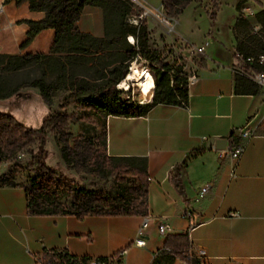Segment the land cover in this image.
Masks as SVG:
<instances>
[{
	"label": "crops",
	"instance_id": "obj_1",
	"mask_svg": "<svg viewBox=\"0 0 264 264\" xmlns=\"http://www.w3.org/2000/svg\"><path fill=\"white\" fill-rule=\"evenodd\" d=\"M255 1L259 7L254 14L264 7V0ZM244 3L252 8L248 4L254 1ZM0 5V53L47 54L54 38L51 28L22 45L29 29L26 21L40 19L43 12L15 0H0ZM217 10L218 6L211 17ZM91 12L98 14L95 25L77 30L102 37L100 11L85 12L84 8V15ZM237 15L234 8L225 37L219 35L223 32L214 19L196 44L204 46V57L184 103H153L133 116L107 114L103 118L92 113L104 124L107 156L146 158L149 223L145 246L132 244L142 216H31L26 211L24 187L18 183L0 186V264H34V257L44 250L100 258L124 248V264H185L163 247L166 236L157 233L160 223L167 226V236L186 235L212 264H264V120L259 121L264 113V89L258 88L255 94L234 91ZM175 19L177 29L178 15ZM177 32L189 41L179 28ZM93 60L92 55L87 65ZM85 77L90 82L96 78ZM246 123L257 125L259 134L244 142L235 175L230 177L229 161L206 144L209 139L224 138L228 145L230 134ZM7 171L6 164H0V177ZM206 183L212 185L210 191L195 202L197 190Z\"/></svg>",
	"mask_w": 264,
	"mask_h": 264
},
{
	"label": "trees",
	"instance_id": "obj_2",
	"mask_svg": "<svg viewBox=\"0 0 264 264\" xmlns=\"http://www.w3.org/2000/svg\"><path fill=\"white\" fill-rule=\"evenodd\" d=\"M192 1L194 0H161V7L168 15L176 17ZM246 1H239L234 7L239 11L233 26L234 33L239 37H236L234 52L250 55L259 51L264 52V7L257 11L252 19H248L242 17L240 12L242 4ZM15 2L18 4L25 2L30 10L43 12L40 19L26 21L29 29L22 45L46 28L54 30L53 43L47 54L0 53V72L20 70L30 66L31 61L46 60L48 68L59 74L62 83L67 81L71 83L75 105L87 113L103 118L107 114L138 115L143 113L150 104L157 102L173 104L185 102L187 88L179 85L178 77H175L173 84L170 85L168 71L171 68L163 63L161 65L164 71L156 69L155 90L148 103L143 105L126 103L114 89L113 84L125 73L126 61L136 52L125 39L127 34L136 33V28L126 21L132 8L125 0H15ZM86 7L100 9L102 37H94L77 30L75 22ZM251 20L260 25L257 33L250 31ZM136 37L139 54L153 59L152 51L147 44V30L144 22L137 29ZM92 55L94 60L89 69H99L97 74L92 75L96 77L93 78L94 81L90 82L85 74L70 71L80 59L83 60L85 57L84 59L89 61ZM254 68L264 70L263 65H255ZM234 82L236 94H255L259 88L239 73H235ZM25 87L36 88L42 102L48 108L51 106V84L41 78L16 85L0 96V101L13 103L10 101L11 98L18 97L21 88ZM76 120L77 117L74 114L49 112L42 119L41 127L35 129L17 121L8 112H0V164L16 160L19 154L26 155L29 158L27 167L35 173L29 179L28 187L22 184L26 196L27 213L31 216L74 215L77 218L89 215L146 216V158L107 156L104 124H101L103 130L96 140L83 135L72 137L70 132L66 131V127ZM48 134H52L59 145L61 159L69 172L75 171L78 176L86 173L98 177L116 178L123 183V186L115 195L73 188L71 178L58 168L47 165L45 161V144ZM232 137L233 132L230 134V138ZM15 184L17 183L11 180L9 173L0 177V186ZM69 195H74L73 199H69ZM188 246L186 235H168L163 242V247L172 258L179 259L185 264H197V261L189 258ZM53 256L55 257L54 254ZM69 256L65 252L56 258L58 261H68ZM51 257L45 254L41 263L54 264L49 261Z\"/></svg>",
	"mask_w": 264,
	"mask_h": 264
},
{
	"label": "rangeland",
	"instance_id": "obj_3",
	"mask_svg": "<svg viewBox=\"0 0 264 264\" xmlns=\"http://www.w3.org/2000/svg\"><path fill=\"white\" fill-rule=\"evenodd\" d=\"M143 1L152 8H160V0ZM237 1L239 0H194L190 2L185 8H183L181 13L178 14L179 23L177 27L184 35L189 38L190 43L197 44L198 42L202 41L203 36H206L208 30L211 29L210 25L215 19V21L217 22L216 25L218 26L219 30L223 32L219 35L225 37L226 34H229L227 25L231 20L232 13L234 12L233 6ZM253 1L254 4H248L252 7V15L248 17L249 19H252L254 12L259 7L257 2L255 0ZM246 4H242L240 12L242 8H250L247 7ZM217 6L218 10L215 13L216 16H213L211 18L210 12L214 13V10L215 8H217ZM90 9H97L98 11H100L99 8L86 7L85 12H88ZM97 17L98 14L96 15V13L94 14V12L84 15L83 9L78 20L75 22L76 28L78 29V27H83L85 24L90 25L91 27L94 26ZM145 23L148 38L147 44L149 50L152 51L151 57L153 58L150 60L155 64H167L168 67L172 69V72H170L169 74L177 77V68L175 67L176 54L171 50L166 52V47L162 46L166 42V39H164V37L161 35L159 36V31L155 23L150 18H147L145 20ZM250 31L251 33H254L251 28ZM211 41L212 40H210V42ZM210 46H213L212 42ZM185 53L186 52L182 49L181 54ZM84 58L83 60L79 58V62L72 66L70 71L89 76L97 74V71L99 70L98 68H96L98 70L94 69L92 71H87L90 65H87L89 61ZM196 62L197 64H199L198 61ZM55 68L56 65L54 64V70ZM154 71L156 73L155 68ZM58 75L55 71L53 72L48 68L46 60L43 59L36 62L31 61L30 66H27L20 70L0 72V96H3L6 91L22 82L37 78H41L51 84L52 95V104L48 108L42 102L36 88H21V92L19 93L18 97L11 98L10 101L13 103L0 101V112H8L17 121L22 122L23 124H26L27 126L35 129H39L41 127L42 119L49 112L74 114L77 117V120L73 123H70L68 127H66V131L70 132L72 137H75V135H83V137H91L96 140L100 137V134L103 130L99 118L95 117L92 113L85 112L75 105L73 100L74 92L71 83L69 81L62 83L61 78ZM71 125H78V128H70ZM70 145L72 146L71 141ZM45 150V161L47 165L51 166L52 168H58L62 173L71 178L73 180V188H82L88 191L93 190L101 194L115 195L117 191L123 186V183H121L120 180L116 178L98 177L93 174L86 173H81L78 176L75 174V171L69 172L68 168L65 167L61 159L59 145L57 144L52 134H48L45 144ZM28 161V156L19 154L16 160L10 163H6L8 170L7 173H9L11 180L17 184H24L26 187H28L29 185V179H31L35 175V173L29 167H27ZM73 197L74 195H69L68 198L73 199Z\"/></svg>",
	"mask_w": 264,
	"mask_h": 264
},
{
	"label": "built area",
	"instance_id": "obj_4",
	"mask_svg": "<svg viewBox=\"0 0 264 264\" xmlns=\"http://www.w3.org/2000/svg\"><path fill=\"white\" fill-rule=\"evenodd\" d=\"M130 4L132 12L126 17L128 24L136 28L135 34H127L125 39L129 45H131L136 51L135 54L126 61V70L123 76L117 80L113 86L114 89L119 93V96L126 103H135L137 105H143L151 101L155 85H156V73L155 69L164 71L165 69L161 64L153 63L149 58L143 57L138 52L137 47V29L142 22L145 23L147 18H150L158 28L159 36H163L166 42L162 45L166 47V52L173 51L175 56V67L177 68V77L180 79V86H185L188 88L192 83L198 79L197 72V62L204 57V46L196 45L190 43L185 38H183L176 29V19L175 17L168 15L162 7L152 8L148 6L143 0H125ZM2 12V5H0V13ZM241 13L244 17H249L252 15L251 8H242ZM146 25V23H145ZM251 29L254 33H257L260 29L258 24H253ZM182 49L186 52L181 54ZM233 59L235 62L234 73H239L244 75L250 81L255 83L259 88L264 89V70H256L255 65L264 66V52H258L256 54L245 55L241 52H233ZM133 68L140 72L142 83L148 82L143 89L135 78L129 79L127 76L129 72L133 71ZM172 72V69L168 73ZM174 76L170 74L169 80L170 85L173 84ZM122 82L124 84L122 85ZM264 120V113L261 114L259 121ZM257 125H248L246 123L241 128H238L233 132V137L231 138L228 145H226L224 150H220L222 156L227 159L230 163V177L235 175L236 164L241 157L244 150V142L249 139L258 137ZM212 185L206 183L202 185L196 193L194 199L198 202L200 199L204 198L208 191H210ZM190 215V214H189ZM149 223V218L147 216L142 217V221L138 226L135 238L132 244L136 247L145 246V231ZM157 233L160 237L167 236L168 228L165 224L160 223L157 226ZM189 246L187 249V254L190 259L197 261V264H212L205 256L201 249L193 248L188 239ZM41 254L34 257V264H42L41 260L45 254H49L52 257L50 262L56 264H124L123 260L126 255L127 249L124 248L119 250L109 256L100 258H90L82 257L77 258L69 256L68 261H58L56 256L65 253L64 250H45ZM55 255V257L53 256Z\"/></svg>",
	"mask_w": 264,
	"mask_h": 264
},
{
	"label": "water",
	"instance_id": "obj_5",
	"mask_svg": "<svg viewBox=\"0 0 264 264\" xmlns=\"http://www.w3.org/2000/svg\"><path fill=\"white\" fill-rule=\"evenodd\" d=\"M225 146H226V140L224 138L215 139V140L209 139L207 144H206L207 148L213 147L214 149H216L218 151L224 150Z\"/></svg>",
	"mask_w": 264,
	"mask_h": 264
},
{
	"label": "bare ground",
	"instance_id": "obj_6",
	"mask_svg": "<svg viewBox=\"0 0 264 264\" xmlns=\"http://www.w3.org/2000/svg\"><path fill=\"white\" fill-rule=\"evenodd\" d=\"M140 76H141L140 72L133 68V71L129 72L127 77L129 79L135 78V80L137 81L139 86H141L144 89L148 82L145 81V83L144 82L142 83ZM123 84H124V82H122V85Z\"/></svg>",
	"mask_w": 264,
	"mask_h": 264
}]
</instances>
